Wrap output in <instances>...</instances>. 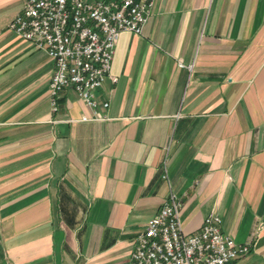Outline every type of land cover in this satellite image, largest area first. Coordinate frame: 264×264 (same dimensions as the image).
Returning <instances> with one entry per match:
<instances>
[{"label": "crops", "instance_id": "obj_1", "mask_svg": "<svg viewBox=\"0 0 264 264\" xmlns=\"http://www.w3.org/2000/svg\"><path fill=\"white\" fill-rule=\"evenodd\" d=\"M24 2L0 0V264H130L171 193L264 264V0H154L98 105L70 87L56 112L55 61L8 28Z\"/></svg>", "mask_w": 264, "mask_h": 264}, {"label": "built area", "instance_id": "obj_2", "mask_svg": "<svg viewBox=\"0 0 264 264\" xmlns=\"http://www.w3.org/2000/svg\"><path fill=\"white\" fill-rule=\"evenodd\" d=\"M153 5L154 0H25L8 28L55 61L50 81L53 112L60 93L70 87L94 108L96 90L108 79L118 81L111 67L121 33L141 34ZM104 117L95 111L93 118ZM181 215L182 203L171 193L136 236L130 264H234L251 251V241L238 243L223 231L220 215L210 213L192 233L184 230Z\"/></svg>", "mask_w": 264, "mask_h": 264}]
</instances>
